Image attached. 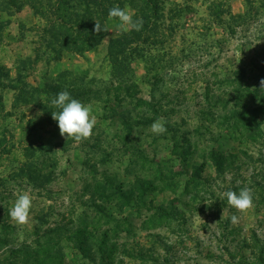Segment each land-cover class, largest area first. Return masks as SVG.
Returning <instances> with one entry per match:
<instances>
[{
  "label": "rangeland",
  "instance_id": "obj_1",
  "mask_svg": "<svg viewBox=\"0 0 264 264\" xmlns=\"http://www.w3.org/2000/svg\"><path fill=\"white\" fill-rule=\"evenodd\" d=\"M35 2L0 0V264H264V0L155 2L122 73L118 19L59 55ZM64 90L96 117L81 142L52 119ZM243 187L246 212L220 200Z\"/></svg>",
  "mask_w": 264,
  "mask_h": 264
},
{
  "label": "trees",
  "instance_id": "obj_2",
  "mask_svg": "<svg viewBox=\"0 0 264 264\" xmlns=\"http://www.w3.org/2000/svg\"><path fill=\"white\" fill-rule=\"evenodd\" d=\"M157 1L159 0H146L148 10L141 17L136 8L137 0H36L33 7L48 24L45 26V31L50 34L49 37L45 35L47 44L60 55L61 48L78 53L95 48L108 33L107 31L97 34L94 31L95 21L107 26L105 17L108 16L109 9L117 5L121 8L131 6L136 10L133 19L142 18L145 30L130 29L110 44L108 55L113 58L117 72L122 73L126 70L125 64L138 54L139 50L136 46L143 34L151 30L149 20L153 18V14L150 10ZM57 45L59 48L56 47Z\"/></svg>",
  "mask_w": 264,
  "mask_h": 264
},
{
  "label": "clouds",
  "instance_id": "obj_3",
  "mask_svg": "<svg viewBox=\"0 0 264 264\" xmlns=\"http://www.w3.org/2000/svg\"><path fill=\"white\" fill-rule=\"evenodd\" d=\"M133 16L134 13L127 7L121 8L119 5L112 7L108 12L109 20L118 19L117 28L119 31H128L130 29L141 30L143 26L142 18L134 20ZM94 31L99 34L107 32L108 29L107 26H102L99 21H95ZM259 89L264 91V79L260 80ZM51 105L59 109L52 112V119L58 123L62 137L67 140L71 139L75 142H81L92 136L96 117L92 114L90 106L72 98L67 90L59 92L51 100ZM150 130L156 135H162L167 131L165 124L159 119L150 126ZM218 195L220 196V200L226 199L228 206L235 208L241 213L246 212L253 204L252 191L248 187L241 188L239 193L228 190L219 192ZM31 207L32 198L30 194L27 191L19 194L13 206L8 210L11 221L17 225L26 224L29 220ZM224 211L225 209H223L221 219L224 216ZM230 220L233 224H236L239 222V217L232 215Z\"/></svg>",
  "mask_w": 264,
  "mask_h": 264
}]
</instances>
